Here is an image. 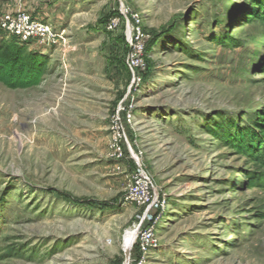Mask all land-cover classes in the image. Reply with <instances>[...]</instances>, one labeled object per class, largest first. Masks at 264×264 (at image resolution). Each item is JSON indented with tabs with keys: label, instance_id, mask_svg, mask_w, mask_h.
I'll return each instance as SVG.
<instances>
[{
	"label": "rangeland",
	"instance_id": "rangeland-1",
	"mask_svg": "<svg viewBox=\"0 0 264 264\" xmlns=\"http://www.w3.org/2000/svg\"><path fill=\"white\" fill-rule=\"evenodd\" d=\"M260 1L0 0L51 30L0 29V264H264ZM122 6L149 35L138 86ZM140 168L159 208L125 200Z\"/></svg>",
	"mask_w": 264,
	"mask_h": 264
},
{
	"label": "built area",
	"instance_id": "built-area-1",
	"mask_svg": "<svg viewBox=\"0 0 264 264\" xmlns=\"http://www.w3.org/2000/svg\"><path fill=\"white\" fill-rule=\"evenodd\" d=\"M120 15L131 23V28L128 30L129 34H131L128 42L131 48L129 54V67L132 72L133 84L138 86L142 81V75L145 73V65L141 57L143 56L144 45L149 38V35L142 31V17L138 12L122 6ZM120 18L121 17L118 16L111 17L107 22V29H117L120 25ZM0 29L9 31L23 42L34 39L45 42L47 34L51 32L48 26L43 25L38 19L33 18L32 15L27 12H19L16 15H4L0 18ZM119 112L120 109L117 111L118 115ZM117 150H119V148ZM151 184L152 182L149 176L140 168L133 177L131 186H129L128 194L125 195V200L142 205L148 202L149 207L147 210H149L151 206L159 208V202L150 195ZM154 238L155 230L153 226H149L138 232L137 245L139 250L145 252L149 249Z\"/></svg>",
	"mask_w": 264,
	"mask_h": 264
},
{
	"label": "trees",
	"instance_id": "trees-1",
	"mask_svg": "<svg viewBox=\"0 0 264 264\" xmlns=\"http://www.w3.org/2000/svg\"><path fill=\"white\" fill-rule=\"evenodd\" d=\"M256 3V5H258L259 7H260V9L261 10H263L264 11V0H261L260 2H255ZM263 20H264V14H262V16H260ZM264 22V21H263ZM19 58L21 59L22 58V55L26 52V51H23V49L22 48H19ZM10 54H11V51H8V50H2V51H0V57H2L3 59H7L9 56H10ZM29 68L30 67H26V68H24V69H22V72H24V73H27V71H29ZM126 68H127V71H128V76H129V78H130V76H131V72H130V70H129V68H128V66L126 65ZM43 69L44 68H42V70L41 71H43ZM34 72V71H33ZM146 75V74H145ZM143 78H144V75H143ZM23 79H26V78H22V80ZM27 80V79H26ZM26 80H23V81H26ZM264 120V119H263ZM261 128V130H260V132H261V134L263 135V139H264V123L260 126ZM252 161L254 162V163H256L260 168H262V169H264V150H263V153H262V155L261 156H254V155H252ZM252 180H253V182H251L250 184H249V187H253L254 185H255V183H259L260 182V180L259 179H256V178H252ZM262 188H264V182L262 183V186H261Z\"/></svg>",
	"mask_w": 264,
	"mask_h": 264
},
{
	"label": "bare ground",
	"instance_id": "bare-ground-1",
	"mask_svg": "<svg viewBox=\"0 0 264 264\" xmlns=\"http://www.w3.org/2000/svg\"><path fill=\"white\" fill-rule=\"evenodd\" d=\"M50 30V29H49ZM136 233V228H131L130 232L127 234V237L125 238L124 244H123V249L127 253L130 245L132 244ZM126 264V263H125Z\"/></svg>",
	"mask_w": 264,
	"mask_h": 264
}]
</instances>
